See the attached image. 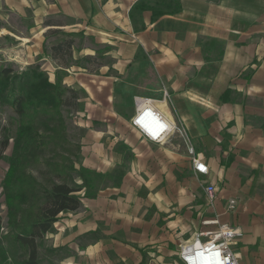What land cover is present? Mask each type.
Returning a JSON list of instances; mask_svg holds the SVG:
<instances>
[{"label": "crops", "instance_id": "crops-1", "mask_svg": "<svg viewBox=\"0 0 264 264\" xmlns=\"http://www.w3.org/2000/svg\"><path fill=\"white\" fill-rule=\"evenodd\" d=\"M0 23L23 53L11 63L40 62L80 96L76 167L91 173L77 180L81 206L44 235L58 264L160 261L216 216L240 232L241 264H264V0H0ZM54 30L94 37L109 60L81 65L77 55L93 61L97 49L72 48L64 64L44 53ZM137 97L181 122L189 142L144 139L131 125ZM190 144L208 175L194 171ZM231 197L237 208L226 212Z\"/></svg>", "mask_w": 264, "mask_h": 264}, {"label": "trees", "instance_id": "trees-1", "mask_svg": "<svg viewBox=\"0 0 264 264\" xmlns=\"http://www.w3.org/2000/svg\"><path fill=\"white\" fill-rule=\"evenodd\" d=\"M159 15L153 8V17ZM73 44V39L60 41L50 51L69 65L65 57L71 55ZM79 97V92L65 85L61 76L50 80L40 62L22 70L12 64L0 65V109L12 108L18 120L14 136L6 132L0 136V160L12 138L4 193L8 225L26 253L23 264H42L37 240L53 230L62 213L81 206L82 185L78 179H74L76 184L70 183L71 173L78 172V178L85 181L91 172L77 168L71 158L75 154L79 157L80 145L69 137L70 119L65 113L67 108L79 105ZM42 165L46 167L40 172L43 181L34 174ZM0 264H8L6 257H1Z\"/></svg>", "mask_w": 264, "mask_h": 264}, {"label": "rangeland", "instance_id": "rangeland-1", "mask_svg": "<svg viewBox=\"0 0 264 264\" xmlns=\"http://www.w3.org/2000/svg\"><path fill=\"white\" fill-rule=\"evenodd\" d=\"M1 25V23H0ZM74 33H68L67 31L63 30H54L53 32H50L49 34L46 35V44L44 48V53H47L50 51V47L53 44H56L60 41L64 40H74V44L72 48H75V50L82 49L85 47H93L97 49L98 53L96 56H94V60L92 59H87V56H82L79 57L77 55L78 60H75L76 63L81 64V65H89V66H94L96 67L100 63H104L109 60L108 56L103 55V53L106 51V47L103 44L96 43L94 40V37L90 35H84V34H74ZM15 37H12L9 33H6V35H0V65L1 64H12L16 69L22 70L26 68V65L20 66L11 63L12 61L10 60V56L12 55L11 53L14 51H19L21 54L22 50L18 48L20 45L15 41ZM19 45V46H18ZM71 49V53H72ZM65 60L68 62L74 61L71 57V55H66ZM79 108V105L71 108H67L65 112L66 116H68L70 128H69V137L70 139L74 141H78L82 132L80 129H78L75 124H74V116L76 110ZM17 125H18V120L13 112L12 108H4L0 109V136L4 134V132L8 133L10 136H14L17 131ZM7 131H5V129ZM12 144H13V139H10V146L9 148L5 151L2 159L0 160V214L3 217V228L0 230V260L1 257L4 256L7 259L8 264H23V261L26 258V253L25 250L22 248V246L17 243L14 240L11 228L8 225V216H7V206H6V196L4 193V179L6 176V173L9 168V156L12 151ZM75 154V153H74ZM72 160L76 161V164L79 161V157L75 154L72 155ZM45 166H41V169L38 171H34L35 176L39 180H44V176L40 173L42 170H45ZM74 179H79L78 178V172L73 171L71 173V178H70V183H74ZM210 217V216H209ZM215 218L211 220V224L207 225V227L204 228L205 231H214L218 228L219 223L214 222ZM171 233V232H169ZM173 233V232H172ZM174 236V234H172ZM167 238L166 235H164V239ZM174 238V237H171ZM208 237H205L204 240H207ZM39 244V257L42 260V264H58V260L61 258L60 253L57 251L52 250L49 245H48V240L45 237H42L37 240ZM180 252V250L172 248L171 245L169 247L163 248L161 251L162 257L160 258V261H151L150 259L152 258H145L144 257V262L147 264H184L183 261L178 257L177 252Z\"/></svg>", "mask_w": 264, "mask_h": 264}, {"label": "built area", "instance_id": "built-area-1", "mask_svg": "<svg viewBox=\"0 0 264 264\" xmlns=\"http://www.w3.org/2000/svg\"><path fill=\"white\" fill-rule=\"evenodd\" d=\"M135 100L137 109L135 115L131 118V125L144 139L153 142H163L170 136L179 134L189 142L186 128L181 122L168 120L155 108L151 99L137 97ZM160 125H163V128ZM188 151L194 171L197 174L208 175L210 169L203 156L197 153L191 144L188 147ZM204 190L212 206L216 197V187L214 184L206 182ZM236 208V198H229L226 212H233ZM214 222L219 223L218 216H216ZM239 234L240 232L232 228L228 223H219L216 230L201 232L193 242L181 245L179 256L184 264H217L218 260L220 264H241L238 254L232 247L235 237ZM202 237H208V239L202 240ZM216 253H219V257L216 256Z\"/></svg>", "mask_w": 264, "mask_h": 264}, {"label": "snow or ice", "instance_id": "snow-or-ice-1", "mask_svg": "<svg viewBox=\"0 0 264 264\" xmlns=\"http://www.w3.org/2000/svg\"><path fill=\"white\" fill-rule=\"evenodd\" d=\"M216 256L219 257V253H216ZM217 264H220V261H217Z\"/></svg>", "mask_w": 264, "mask_h": 264}, {"label": "clouds", "instance_id": "clouds-1", "mask_svg": "<svg viewBox=\"0 0 264 264\" xmlns=\"http://www.w3.org/2000/svg\"><path fill=\"white\" fill-rule=\"evenodd\" d=\"M161 128H163V125H160Z\"/></svg>", "mask_w": 264, "mask_h": 264}, {"label": "bare ground", "instance_id": "bare-ground-1", "mask_svg": "<svg viewBox=\"0 0 264 264\" xmlns=\"http://www.w3.org/2000/svg\"><path fill=\"white\" fill-rule=\"evenodd\" d=\"M199 244V243H198Z\"/></svg>", "mask_w": 264, "mask_h": 264}]
</instances>
